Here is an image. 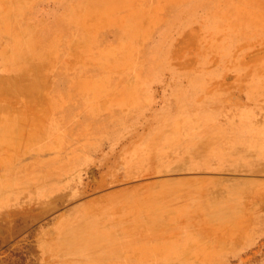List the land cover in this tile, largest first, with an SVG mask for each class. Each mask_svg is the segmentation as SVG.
Returning a JSON list of instances; mask_svg holds the SVG:
<instances>
[{
  "label": "rangeland",
  "instance_id": "1",
  "mask_svg": "<svg viewBox=\"0 0 264 264\" xmlns=\"http://www.w3.org/2000/svg\"><path fill=\"white\" fill-rule=\"evenodd\" d=\"M0 264H264V0H0Z\"/></svg>",
  "mask_w": 264,
  "mask_h": 264
},
{
  "label": "crops",
  "instance_id": "2",
  "mask_svg": "<svg viewBox=\"0 0 264 264\" xmlns=\"http://www.w3.org/2000/svg\"><path fill=\"white\" fill-rule=\"evenodd\" d=\"M202 119H201V118ZM204 115L198 112L191 113V118L189 119L191 126H202L205 122ZM199 118V119H198ZM200 138V137H199ZM198 140H201L198 139ZM201 141L193 143H178L174 142L172 144L163 145L159 147V158L166 162H188L192 161H210L217 162L220 157V150L218 146H213L208 148L201 144Z\"/></svg>",
  "mask_w": 264,
  "mask_h": 264
},
{
  "label": "bare ground",
  "instance_id": "3",
  "mask_svg": "<svg viewBox=\"0 0 264 264\" xmlns=\"http://www.w3.org/2000/svg\"><path fill=\"white\" fill-rule=\"evenodd\" d=\"M238 132L241 134V136L244 138L245 136H247V135H250L251 134V132H253V131H250V130H245V129H239L238 130ZM235 136V135H234Z\"/></svg>",
  "mask_w": 264,
  "mask_h": 264
}]
</instances>
